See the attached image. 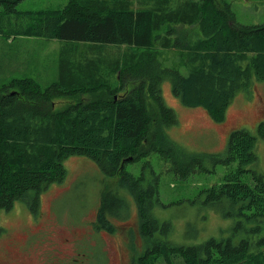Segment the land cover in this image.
I'll return each mask as SVG.
<instances>
[{
  "label": "trees",
  "instance_id": "obj_1",
  "mask_svg": "<svg viewBox=\"0 0 264 264\" xmlns=\"http://www.w3.org/2000/svg\"><path fill=\"white\" fill-rule=\"evenodd\" d=\"M19 1L0 0L1 35L58 38L68 47L61 46L58 77L49 85L22 76L0 86V210L22 200L38 212L40 192L61 182L64 160L79 154L133 197L146 242L134 264L160 257L172 264V256L181 264H264V176L254 172L251 184L243 179L257 137L234 129L223 151H190L167 133L177 117L161 89L167 81L182 104L223 121L236 92L251 97L264 81V24L236 22L226 0H67L61 9L37 11L18 10ZM181 26L196 27L199 37L182 35ZM110 45L125 48L108 56ZM157 46L183 47L186 72L162 66ZM59 98L74 102L56 109ZM257 132L264 137V122ZM152 153L169 160L180 178L225 168L194 201L233 220L228 236L192 245L170 240L171 222L153 213L158 177L143 173L151 163L142 159ZM139 161L142 173L134 176L126 165ZM121 195L101 192L94 230L116 231L110 218L127 210Z\"/></svg>",
  "mask_w": 264,
  "mask_h": 264
},
{
  "label": "rangeland",
  "instance_id": "obj_2",
  "mask_svg": "<svg viewBox=\"0 0 264 264\" xmlns=\"http://www.w3.org/2000/svg\"><path fill=\"white\" fill-rule=\"evenodd\" d=\"M226 1L236 22L264 24V0ZM66 3L67 0H20L16 8L32 11L61 9ZM195 28L181 26L177 30L187 38L195 39L199 37ZM61 46L68 47L58 38L25 35L8 38L0 34V86L22 76L34 78L42 87L49 85L58 77ZM124 48L116 49L110 45L106 53L112 56ZM182 52L183 47L157 46L155 49L162 66L185 73ZM161 89L164 101L177 117V122L167 129L174 142L194 152H221L232 130L246 129L257 137L256 159L246 166L248 170L243 179L251 184L254 172L264 176V137H259L257 132L259 123L264 122V81L255 83L251 97L243 91L236 92L221 122L211 119L201 107L182 104L173 96L167 81L161 84ZM72 102L74 100L70 98L56 99L55 108H63ZM142 160L151 163L143 171L146 179L158 177L159 202L153 213L160 221L171 222L169 238L172 242L192 245L210 236L231 233L232 219L223 218L194 201L201 188L221 180L224 167L218 166L215 172H194L180 178L172 170L170 161L158 153ZM141 161L127 164V170L134 176L140 175ZM63 164L65 178L40 192L38 212H32L22 200H16L8 210H0V264H134L135 257L145 250L146 242L138 231L133 197L118 186L117 177L105 175L86 156H69ZM104 190L122 193L127 203L125 217L110 218L116 228L114 234L104 229L94 230L92 226ZM171 259L172 264H181L176 256ZM156 264H164L163 258L160 257Z\"/></svg>",
  "mask_w": 264,
  "mask_h": 264
},
{
  "label": "flooded vegetation",
  "instance_id": "obj_3",
  "mask_svg": "<svg viewBox=\"0 0 264 264\" xmlns=\"http://www.w3.org/2000/svg\"><path fill=\"white\" fill-rule=\"evenodd\" d=\"M91 228H92V227H91ZM104 231H106V230H104ZM115 232H116V231H115ZM115 232H113L112 234H114ZM112 234H111V235H112ZM64 241L67 242V241H68L67 238H64Z\"/></svg>",
  "mask_w": 264,
  "mask_h": 264
}]
</instances>
